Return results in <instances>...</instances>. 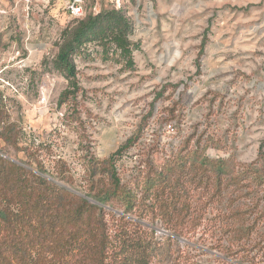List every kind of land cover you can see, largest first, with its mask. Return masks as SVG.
Masks as SVG:
<instances>
[{"label":"rangeland","instance_id":"obj_1","mask_svg":"<svg viewBox=\"0 0 264 264\" xmlns=\"http://www.w3.org/2000/svg\"><path fill=\"white\" fill-rule=\"evenodd\" d=\"M67 1L0 0V102L20 131V149L42 143L38 155L47 171L65 162L82 191L86 159H106L130 140L117 163L124 182L149 161L160 167L170 157L195 154L197 165L186 166L183 184L191 202L205 203L216 180L206 183L201 161L241 166L264 152L262 0H121L137 45L133 67L87 45L89 56L75 59L82 125L65 120L71 105L59 106L58 99L68 81L53 65L61 33L74 20ZM81 3L84 14L112 6L111 0ZM5 149L11 160H24L22 151ZM256 192L264 194L263 186ZM224 194L186 237L146 216L142 228L154 235L131 244L122 264H264V221L253 234L263 240L256 249H229L246 260L226 259L214 248L227 246L214 226L222 221Z\"/></svg>","mask_w":264,"mask_h":264},{"label":"trees","instance_id":"obj_2","mask_svg":"<svg viewBox=\"0 0 264 264\" xmlns=\"http://www.w3.org/2000/svg\"><path fill=\"white\" fill-rule=\"evenodd\" d=\"M132 32L122 6L87 10L62 31L53 65L68 81L58 99L59 106L71 105L66 122L82 125L74 100L79 90L75 59L88 57L87 45L97 44L100 55H116L131 69L137 49L129 39ZM2 107L0 102V264H122L131 244L141 245L147 233L153 237V231L142 228L146 216L172 235L186 237L224 192L222 221L214 226L227 246L214 248L226 259L244 261L246 256L229 249L240 246L250 252L263 242L253 240L264 221V194L256 192L258 186L264 189L262 148L255 161L241 166L220 159L201 161L206 183L216 180L205 203L191 202L183 184L186 166L197 165L195 154L170 157L160 167L149 161L135 180L124 182L117 163L131 147L130 140L106 159H86L80 191L65 162L57 160L52 172L45 169L38 155L42 143L19 148L20 131ZM5 148L22 151L24 160H11ZM260 161L261 171L256 168ZM149 242L146 247L154 252L156 246L150 248Z\"/></svg>","mask_w":264,"mask_h":264},{"label":"built area","instance_id":"obj_3","mask_svg":"<svg viewBox=\"0 0 264 264\" xmlns=\"http://www.w3.org/2000/svg\"><path fill=\"white\" fill-rule=\"evenodd\" d=\"M82 0H68L66 3L67 13L73 19H81L84 17V11L82 6ZM111 4L115 9H119L121 7V0H111ZM94 13H97L99 10L93 8Z\"/></svg>","mask_w":264,"mask_h":264},{"label":"crops","instance_id":"obj_4","mask_svg":"<svg viewBox=\"0 0 264 264\" xmlns=\"http://www.w3.org/2000/svg\"><path fill=\"white\" fill-rule=\"evenodd\" d=\"M262 6H264V0H262Z\"/></svg>","mask_w":264,"mask_h":264}]
</instances>
